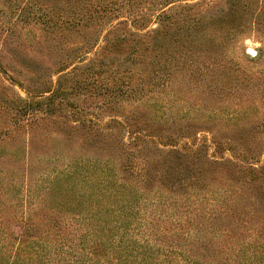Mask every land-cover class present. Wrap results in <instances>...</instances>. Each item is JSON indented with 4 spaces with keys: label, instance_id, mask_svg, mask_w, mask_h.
<instances>
[{
    "label": "trees",
    "instance_id": "obj_1",
    "mask_svg": "<svg viewBox=\"0 0 264 264\" xmlns=\"http://www.w3.org/2000/svg\"><path fill=\"white\" fill-rule=\"evenodd\" d=\"M135 1L128 0L131 6ZM9 5L18 16L30 8L28 15L47 30L92 26L122 9L115 0ZM128 15L107 31L118 32L114 44L106 38L97 57L122 49L128 36L139 37L127 54L78 65L72 89H96L107 96V106L136 102L135 109L102 120L80 109L73 112L75 126L63 131L69 145L62 163L56 164L61 152L54 149L37 156V193L26 188L20 197L14 186L6 188L18 204L0 206V264H264V118L249 129L237 128L229 138L208 141L196 138L202 131L193 128L197 117L182 114L165 123L161 110L169 77L160 53L163 41L141 40L150 32L139 33L147 14ZM77 49L70 61L81 57L82 48ZM149 52L153 56L147 60ZM227 64L223 72L215 65L198 68L197 95L231 91L232 99L256 100L264 109V74L251 81L239 63L230 59ZM39 92L48 96L37 101V115L51 118L59 109L55 101L67 102L70 93L60 79ZM20 115L36 114L26 109ZM25 159L32 181L34 158ZM21 199L27 204H19Z\"/></svg>",
    "mask_w": 264,
    "mask_h": 264
},
{
    "label": "rangeland",
    "instance_id": "obj_2",
    "mask_svg": "<svg viewBox=\"0 0 264 264\" xmlns=\"http://www.w3.org/2000/svg\"><path fill=\"white\" fill-rule=\"evenodd\" d=\"M18 1L20 2L0 0L2 207L18 204L16 197L6 190L7 187L14 186L11 190L17 192L20 197L27 189L37 193V156L42 157L44 153L54 149L57 153L61 152L56 164L62 163L63 155L67 152L65 148L69 145L63 131L67 132L70 127L75 126L76 117L73 112L80 109L83 112L87 111V116L102 120L116 112L127 115L135 109L136 102L122 104L112 102L107 106L104 104L107 96L98 94L99 91L96 89L80 93L72 89L73 80L80 75L78 65L83 66L92 58L103 56H116L117 59H121L127 54L128 46L134 43V39L139 38L128 36V41L122 43L124 44L122 49H112L111 55L105 51L97 57V53L102 52L107 44L106 38H112L114 44L113 40L118 32L107 34V31L111 28L113 30V26L119 20L117 18H125L129 16V12L147 14L146 26L140 27L139 33L150 32L145 38L142 36L144 39L140 38L141 40L150 44L148 42L156 36L163 41L160 53L166 57L169 77L166 89L169 95L163 104L166 106L161 110L165 123L177 120L182 114L197 117L199 119L194 122L193 128L202 131H199L196 138L198 141L203 139L208 141L212 137L229 138V134L237 131V128L249 129L264 118L263 104L256 100L251 102V99L243 101L232 99L231 91L219 96V92L214 91L210 98H205L197 95L193 89L196 87L193 82L200 78L198 68H202L203 64L215 65L217 71L223 72L227 69V62L230 59L232 63L237 62L247 69L246 72L252 77L251 81L262 78L264 0H137L135 2L139 3L132 6L128 0H115L116 5L122 6L120 15L115 12L108 13L92 26L70 29L60 27L55 30H47L32 19V15H28L30 8L18 16L14 6L9 5L10 2ZM164 4H167L163 8L164 11H159ZM150 14H153L151 21L148 17ZM132 24L135 27L140 26L137 22ZM77 48H82L81 57L76 59L80 56L77 54L70 61L74 49ZM247 48L255 50V56L247 54ZM150 55L153 56V52L147 53V60ZM64 74H67V77L61 80ZM59 79L70 92L64 99L68 101L59 102V98L55 101L59 104L55 119L50 115L44 116L43 112L37 115V101L39 103L47 101L45 98L48 96V93L40 95L39 91L54 86ZM226 94L230 96V101ZM205 103L209 105L210 110L202 108ZM43 106L38 105L39 108ZM26 109L35 111L36 115L29 119L26 115H20ZM60 128L61 133L53 131ZM27 155L30 161L34 158L31 164L34 166L32 181L24 171V167L29 166L25 159ZM19 204L23 206L27 202L21 199Z\"/></svg>",
    "mask_w": 264,
    "mask_h": 264
},
{
    "label": "water",
    "instance_id": "obj_3",
    "mask_svg": "<svg viewBox=\"0 0 264 264\" xmlns=\"http://www.w3.org/2000/svg\"><path fill=\"white\" fill-rule=\"evenodd\" d=\"M246 52H247V54H249L251 56H255V54H256V51L253 50V49H251V48H247L246 49Z\"/></svg>",
    "mask_w": 264,
    "mask_h": 264
}]
</instances>
